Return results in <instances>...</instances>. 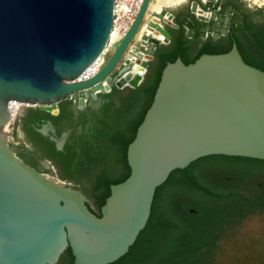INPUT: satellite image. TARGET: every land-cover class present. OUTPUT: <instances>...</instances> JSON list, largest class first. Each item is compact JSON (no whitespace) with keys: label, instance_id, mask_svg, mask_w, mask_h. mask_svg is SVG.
<instances>
[{"label":"water","instance_id":"1","mask_svg":"<svg viewBox=\"0 0 264 264\" xmlns=\"http://www.w3.org/2000/svg\"><path fill=\"white\" fill-rule=\"evenodd\" d=\"M112 5L0 0V264H54L67 246L71 264H107L143 228L155 188L170 171L206 154L264 159V70L244 61L235 44L164 64L126 146L129 173L109 185L99 215L80 189L47 177L11 149L5 133L9 99L55 111L67 97L82 107L88 96L95 99L112 86L136 87L153 57L155 31L166 41L164 25L177 27L168 6L145 18L150 0H142L99 69L73 80L103 49ZM190 10L206 18L197 0Z\"/></svg>","mask_w":264,"mask_h":264},{"label":"flooded vegetation","instance_id":"2","mask_svg":"<svg viewBox=\"0 0 264 264\" xmlns=\"http://www.w3.org/2000/svg\"><path fill=\"white\" fill-rule=\"evenodd\" d=\"M250 1L254 4L253 6L243 0H197V5L206 16V18H198L190 10L191 0H186L184 6H178L170 11L177 27L164 25L168 32V39L154 41L153 57L165 55L177 49L183 59L190 60L201 53L227 51L235 44L239 53H243L252 61L264 63V48L259 49L255 42V35L261 34L264 44V2ZM213 9L215 14L212 17L211 10ZM119 67L117 65V68ZM127 92L128 90L123 91L124 94ZM103 94L97 93L95 99L88 96L82 107L78 106L77 100L69 97L64 102L58 101L55 111L41 109L36 103L23 106L9 124L12 140L8 142V145L18 155V147L13 142L18 138L17 132L23 131L27 136V141L21 140L20 143L29 158L21 159L45 174L50 168V162L38 154L34 147L39 146L46 149L48 154L57 160V148H62L70 133L71 137L76 140L83 134L82 126L86 125L88 128L93 123L94 116L100 110L99 107L106 102V98L102 97ZM77 96H80V92ZM62 104L65 105L60 112ZM65 124H69L72 130L68 127L58 132L57 129ZM63 136L64 141L60 147H57L58 141ZM53 147L56 152H53ZM253 159L224 154L202 155L182 168L173 169L169 175L170 182L163 187L164 198L171 201V196L174 194V201L170 203L185 213L197 212V208L190 203L194 201L199 203L198 199L202 196L199 189L193 188L188 182L201 185L217 194H231L223 204H214L221 206V210L215 217V224H210L212 230L205 243L199 248L194 246L189 248L193 251L194 260L200 261L201 264H207L203 262L212 258L211 246L213 241L219 238L223 228L228 225L225 224L226 222L254 211H264V181H255L252 178L254 170L264 171V164ZM118 166L120 167L119 164ZM254 183L258 184V190L244 192L242 187L254 185ZM178 190L181 191L180 194H177ZM238 196L245 197L246 200L256 204H250L248 201L245 203ZM231 200L235 204L228 209L224 204ZM88 207L96 215L100 214L99 207L95 209L89 203ZM207 225L184 224L183 232L179 234H183L184 238H189L193 233L198 232L199 234V229ZM54 264H61L60 256Z\"/></svg>","mask_w":264,"mask_h":264},{"label":"trees","instance_id":"3","mask_svg":"<svg viewBox=\"0 0 264 264\" xmlns=\"http://www.w3.org/2000/svg\"><path fill=\"white\" fill-rule=\"evenodd\" d=\"M255 40L259 49L264 48L261 34L255 35ZM178 56L184 63H187L198 55L193 59L186 60L177 49L165 55H155L149 60L143 78L136 87L129 88L125 94L122 89L115 86L104 92L102 97L106 98V102L99 107L100 110L94 116L93 123L88 128L83 125L81 128L84 130L83 134L76 140L71 137L70 133L62 148H57V161L68 173L85 176L95 169L91 188L96 191L97 207H100L108 195L109 185L123 180L128 175L126 146L133 138L136 126L152 100L162 67L166 62L173 61ZM241 56L244 61L264 70L263 62L252 61L243 53ZM65 99L60 101L64 102ZM64 105H61L60 112ZM123 117L125 119L120 122ZM68 127L72 130L69 124H65L60 126L57 131ZM53 152H56L54 147ZM18 156L26 159L23 151H18ZM253 160L264 164L263 159L254 158ZM118 164L121 168L120 173L117 176H110V169ZM172 171L161 184L156 186L149 216L132 244L123 255L107 264H201L200 261L194 260L193 251L189 248L191 246L199 248L205 243L212 230L210 224H215V217L221 210V206L214 205L215 203L194 201L190 205L195 206L197 212L185 213L176 209L175 205L164 198L162 194L164 185L170 182L169 175ZM188 184L199 189L202 196L211 201L222 200L224 202L231 196L229 193L211 192L193 182H188ZM238 198L244 200L245 203L248 201L242 196H238ZM86 203L88 205L87 201ZM179 224L208 225L200 228L199 234L198 232L193 233L189 238H184L183 234H179L183 232V227ZM72 258L70 248L67 246L60 254L61 264H71Z\"/></svg>","mask_w":264,"mask_h":264},{"label":"rangeland","instance_id":"4","mask_svg":"<svg viewBox=\"0 0 264 264\" xmlns=\"http://www.w3.org/2000/svg\"><path fill=\"white\" fill-rule=\"evenodd\" d=\"M151 2L153 0H150ZM244 2L254 5L250 0H243ZM260 3V2H258ZM186 0L179 5L168 6L169 11L174 10L178 6H184ZM262 5V4H261ZM153 13V10L150 8L146 11L145 18H149ZM132 87H124L123 91L128 90ZM126 117V116H125ZM125 117L120 119L122 122ZM11 128L8 126L5 127V133L7 142L11 139L10 135ZM18 138L13 142L15 146L18 147V151H23L26 158L29 156L25 153L23 147H21V140L27 141V136L23 131L17 132ZM35 151L42 155L44 158L48 159L50 162V168L45 172L46 176L54 179L56 181L63 182L65 184L77 187L82 192L85 193L87 202L95 209H97L95 201L96 191L91 188V182L93 180L94 170L88 173L85 176H76L68 173L60 163L52 158L46 149L36 146L34 147ZM121 171V168L118 165H115L114 168L110 169V176H117ZM252 178L255 181H264V171L254 170L252 173ZM244 192L248 190H258V184L249 185L247 187H242ZM250 192V191H249ZM248 192V193H249ZM181 191L178 190L177 194H180ZM174 196V194H173ZM173 196H171V201H174ZM199 203H221L219 201H211L205 196H201L198 199ZM235 202L233 200L225 202V207L231 209L234 206ZM228 224L220 232L219 238L213 241L211 246L212 258L209 261L203 263L207 264H264V211L258 210L251 213H248L242 217H235L230 221L226 222ZM181 227L184 224H179Z\"/></svg>","mask_w":264,"mask_h":264},{"label":"built area","instance_id":"5","mask_svg":"<svg viewBox=\"0 0 264 264\" xmlns=\"http://www.w3.org/2000/svg\"><path fill=\"white\" fill-rule=\"evenodd\" d=\"M142 0H113L112 5V18L111 25L105 40L103 49L101 52L88 64L85 68L76 76V80H83L91 75H93L99 67L104 62L105 53L108 50H111L119 39L124 35L128 26L132 22L135 13L137 12ZM158 40H162L163 36L161 34H155ZM123 61L118 62V65L121 66ZM14 99H9L7 101V109L10 116H12L11 103ZM31 103L24 104L28 105Z\"/></svg>","mask_w":264,"mask_h":264},{"label":"bare ground","instance_id":"6","mask_svg":"<svg viewBox=\"0 0 264 264\" xmlns=\"http://www.w3.org/2000/svg\"><path fill=\"white\" fill-rule=\"evenodd\" d=\"M184 1L185 0H153L152 2L150 1V5L149 6H150V8L152 10L157 11L162 6L179 5L182 2H184ZM252 1H254V2H264V0H252ZM199 12H201V11H199ZM144 28H146V27L144 26ZM155 33L158 34L156 31H155ZM75 78L73 80H76ZM130 79H131V76L129 78H127V79H124V82L125 83H129L130 82ZM27 103H29V102L18 101V100H16L13 103H11L12 116H10V114H9V116L7 118V121H6V126H8L13 121L14 117L19 113L21 107H23L24 104H27Z\"/></svg>","mask_w":264,"mask_h":264}]
</instances>
